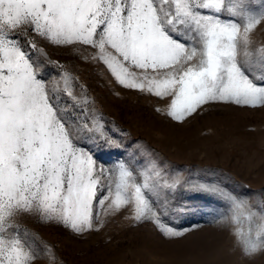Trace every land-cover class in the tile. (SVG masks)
Instances as JSON below:
<instances>
[{
	"label": "snow or ice",
	"instance_id": "obj_1",
	"mask_svg": "<svg viewBox=\"0 0 264 264\" xmlns=\"http://www.w3.org/2000/svg\"><path fill=\"white\" fill-rule=\"evenodd\" d=\"M262 22L264 0H0V264L40 258L35 234L15 222L20 214L84 233L93 229L94 209L107 214L132 204L136 221L153 220L168 237L184 234L162 223L146 195L180 180L161 185L155 161L138 172L139 183L122 159L111 169L99 165L93 152L101 142L106 149L122 144L99 118L89 126L62 106V95L78 107L90 101L73 94L76 78L67 70L43 78L45 65H63L29 31L52 45L96 49L91 58L120 85L172 97L167 114L183 121L210 102L264 106V46L249 47ZM193 188L228 202L233 223L248 222L236 233L245 255L264 251V214L219 186ZM45 255L55 258L47 246Z\"/></svg>",
	"mask_w": 264,
	"mask_h": 264
},
{
	"label": "rangeland",
	"instance_id": "obj_2",
	"mask_svg": "<svg viewBox=\"0 0 264 264\" xmlns=\"http://www.w3.org/2000/svg\"><path fill=\"white\" fill-rule=\"evenodd\" d=\"M29 36L49 59L63 65H45L43 78L59 79L67 70L76 78L73 94L90 101L78 107L62 95V106L70 115L84 116L89 126L99 118L105 134L122 144V149H106L101 142L93 152L99 165L111 169L122 159L139 183L138 172L155 161L162 170L161 185L180 180L174 189L160 187L157 194L146 195L162 223L184 233L168 237L155 221H136L132 204L107 214L94 209L93 229L84 233L20 214L15 222L21 231L35 234L41 253L34 264H264V251L245 255L236 234L241 227L247 231L248 222L233 223L228 202L193 188L219 186L245 200L248 210L264 214V106L210 102L177 121L167 114L172 97L120 85L102 61L91 58L96 49L52 45L31 31ZM250 39V50L264 46V22ZM81 146L92 150L88 144ZM106 194V189L99 192L97 201ZM259 222L254 218L252 227ZM45 246L54 259L45 255Z\"/></svg>",
	"mask_w": 264,
	"mask_h": 264
}]
</instances>
